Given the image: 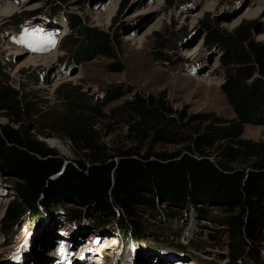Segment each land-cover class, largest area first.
<instances>
[{"label":"rangeland","instance_id":"obj_1","mask_svg":"<svg viewBox=\"0 0 264 264\" xmlns=\"http://www.w3.org/2000/svg\"><path fill=\"white\" fill-rule=\"evenodd\" d=\"M73 15L81 25L108 33L111 54L74 60L69 41L83 34L71 27ZM206 24L227 32L245 25L246 44L252 40L264 45V0H0V126L24 131L64 158V164L79 159L88 164L94 150L71 140L62 122L91 127L92 145L103 148L105 161H116L119 150L130 148L181 156L185 146L202 134L209 143L203 148L205 155H196L198 159L234 172L245 170L258 154L254 146L264 144V121L241 123L229 105L221 89L226 72L221 51L205 39ZM119 88L120 97L104 101L108 89ZM66 91L72 92L71 98ZM136 95L163 105L178 133L171 135L172 129L160 121L151 123L162 126L160 132L137 126L141 117L126 108ZM78 97H82L80 107L72 103ZM87 107L99 109L102 115ZM227 128L232 132H220ZM247 149L245 156H231L232 150ZM19 180L0 172V264H28V260L47 264L41 260H57L55 254L63 252L68 245L64 239L73 232L74 241L97 234L93 218L81 217L77 223L87 228L77 230L64 210L45 214L36 204L42 213L31 217L30 208L19 213L11 224V229L17 224L18 228L10 244H4L7 212L12 204L22 206L14 188ZM64 206L83 208L72 200ZM197 206L209 209V215H200L191 206L174 207L178 215L168 222L139 207L136 220L143 237L132 239L134 225L125 219L120 226L116 221L120 210L113 205L115 215H103L113 223L105 224L108 230L98 238L112 239L111 256L99 255L108 257L107 264H114V258L122 264H155L158 257L161 261L156 264H192L189 258L167 257L166 252L175 249L158 251L153 246L183 242L193 264H228L227 238L220 222L226 216L223 203L203 201ZM261 233L257 255L262 257ZM118 242L123 255L117 253ZM256 261L264 264L262 259Z\"/></svg>","mask_w":264,"mask_h":264},{"label":"trees","instance_id":"obj_2","mask_svg":"<svg viewBox=\"0 0 264 264\" xmlns=\"http://www.w3.org/2000/svg\"><path fill=\"white\" fill-rule=\"evenodd\" d=\"M69 21L71 27L75 26L83 34L69 41L75 61L90 59L98 53L111 54L112 45L107 32L81 25L77 15H73ZM245 27L242 25L227 32L206 24L205 39L221 51L220 61L226 69L221 89L237 118L241 123H261L264 121V45L252 40L247 45ZM122 92L121 88L108 89L104 101L116 99ZM71 95L72 92L66 91L67 98H71ZM81 100L82 97H78L72 103L80 107ZM149 103L153 104L151 100L136 95L134 101L127 104L126 108L141 117L135 124L160 132L162 126L151 125L160 121L172 129L171 135L177 134L178 125L166 117L162 111L163 105L155 103L151 107ZM86 109L91 112L96 110L99 116L102 115L99 109ZM61 128L71 140L94 150L90 156L91 162L84 164L79 159L64 164V158L49 150L45 144L30 138L24 131L0 126V172L20 179L14 188L22 202L21 207L12 204L7 212L4 221L6 231L3 234L7 240L3 239L4 244H10L18 228L17 224L15 229H11V224L19 213L25 212L26 208H30L31 217L42 213L36 204L40 205L45 214L56 208L64 210L66 218L72 220L77 230L87 228L77 223L81 217L93 218L96 223L90 219L84 222L95 223L98 229L94 231L99 235L107 232L109 225L105 224L112 221L103 215L114 216L115 205L121 214L116 220L119 225L123 226L125 219L128 224L131 222L134 225L132 239H142L143 230L136 220L139 207L148 208L158 219L168 222L178 215L174 207L187 209L191 206L192 210L207 217L210 210L197 205L209 201L224 205L226 216L220 222L223 225L221 231L227 238L228 264H257L256 260H264V256L257 255L260 235L264 231V144L254 146L258 154L252 158L248 168L234 172L196 157L205 155L203 148L209 143L202 134H198L191 142L195 146H185L181 156L179 152L143 153L130 148L119 150L120 157L116 161H105L101 159L103 148L92 145L94 132L91 127L84 123L73 127L62 122ZM232 130L220 129V132L229 133ZM248 149L240 154L232 150L233 155H229L245 156ZM98 152L101 154L98 155ZM69 200L76 201L83 208L64 206ZM182 238H186V235ZM167 244L169 246L153 243V246L158 251L175 249L166 253L191 259L192 256L183 251L185 243Z\"/></svg>","mask_w":264,"mask_h":264},{"label":"bare ground","instance_id":"obj_3","mask_svg":"<svg viewBox=\"0 0 264 264\" xmlns=\"http://www.w3.org/2000/svg\"><path fill=\"white\" fill-rule=\"evenodd\" d=\"M56 31H54V33H55ZM52 34H53V31L51 32ZM25 228H26V225H25ZM74 228H75V226H74ZM76 229V228H75ZM24 230V229H23ZM24 232V231H23ZM29 233V232H28ZM31 233V232H30ZM32 234V233H31ZM89 235V234H88ZM51 236V235H50ZM100 236H103V235H99V234H96V239L97 238H100ZM77 237V235L75 236V234H74V232H73V236L72 237H68V240L67 239H64L66 242H67V246H65V248H61L62 249V251H64V258L63 259H60V256H61V252L59 251L57 254H55V256L57 257V260H56V258H53L52 257V259L50 260V258H44L43 260H41L42 262L44 261V262H46L47 264H57L58 263V261H60L58 264H74V263H76L75 261V259H72L71 258V256H70V253H72V251H73V248L75 247V245L77 244V242H79V239L77 240V241H74L75 240V238ZM79 238V237H78ZM87 239H89V238H87ZM87 239H85L84 240V242H82V245H85V242L87 241ZM82 240V239H81ZM116 240V239H115ZM119 240V239H118ZM29 241V240H28ZM27 240H26V242H28ZM73 241H74V243H73ZM111 241H112V239L110 240V239H108V237H107V239H103L101 242H99V243H104V242H106L105 243V248L104 249H102V252H105V253H109V250H110V247H112V243H111ZM25 242V241H24ZM60 242V241H59ZM116 242H117V240H116ZM120 242V241H119ZM119 242H118V248H116L117 249V253L120 255H122V251H121V247L119 246ZM29 243V242H28ZM90 244V243H89ZM91 245V244H90ZM98 244H96L95 246H91L89 249H94L95 250V247L97 246ZM122 245V244H121ZM59 247V246H58ZM62 247V246H61ZM117 247V246H116ZM122 247H123V245H122ZM29 248V247H28ZM98 249L96 248V251H97ZM76 251H79V250H77L76 249ZM99 251V250H98ZM111 256V255H110ZM51 257V256H50ZM94 257H96V258H98L99 260H101V262L103 263V264H107V262L105 261V259L103 258V257H101L99 254H97V255H95ZM113 257V256H112ZM122 257V256H121ZM50 260V261H49ZM190 260H192V264L194 263V261H193V259H190ZM161 261V258L160 257H158L156 260H155V262L156 263H159ZM30 262V263H29ZM28 264H40V263H34V262H32V261H29L28 260V262H27ZM155 263V264H156ZM23 264H25V263H23ZM114 264H117V259H115L114 260Z\"/></svg>","mask_w":264,"mask_h":264},{"label":"water","instance_id":"obj_4","mask_svg":"<svg viewBox=\"0 0 264 264\" xmlns=\"http://www.w3.org/2000/svg\"><path fill=\"white\" fill-rule=\"evenodd\" d=\"M101 241H102V240H100L99 242H101ZM99 242H98V243H99Z\"/></svg>","mask_w":264,"mask_h":264}]
</instances>
